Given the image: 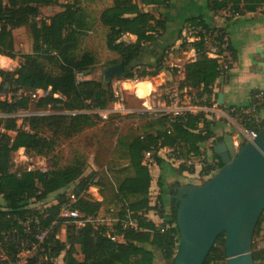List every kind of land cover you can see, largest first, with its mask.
Returning <instances> with one entry per match:
<instances>
[{"label": "trees", "instance_id": "16d2710c", "mask_svg": "<svg viewBox=\"0 0 264 264\" xmlns=\"http://www.w3.org/2000/svg\"><path fill=\"white\" fill-rule=\"evenodd\" d=\"M64 1L66 3H60L59 0H0V58L14 60L19 57L23 60L13 72L0 71V95L6 97L5 100L0 99V111L14 113L17 110L26 111L31 106L39 111L46 110L49 106L50 111L54 113L24 118L22 125L25 128L17 129L14 119L5 120L0 124L4 131L14 133L13 136L0 134V197L5 203L0 209V234L19 229L18 221L26 220L30 221V227L47 229L57 219L64 200L42 211L29 209L30 202H42L55 192L63 194L65 188L75 182L77 184L72 194L80 197L72 208L86 218L97 219L99 203L91 201L86 194L92 176L82 177L83 160L76 159L63 168L52 163L50 169L45 172L24 170L19 176L9 171L10 155L18 149L36 151L45 158L53 153L55 141L42 137L38 133L40 129L55 132L67 119L76 126L91 125V119H100L96 114L64 113L104 110L116 98L110 87L104 86L101 82L76 80L75 73H81L85 77L86 72L94 64V58L89 53H83L79 57L74 54L77 37L89 26L85 22L79 0ZM51 5L62 10L40 20L37 24L35 20L40 16V8ZM167 5L168 0H112L111 6L100 13L99 23L107 30L105 48L118 56L115 63L123 66L125 79L133 78L131 70L133 63L146 45L157 40L160 36L159 31L163 29L164 20L161 15L156 18L153 14L144 12L142 7H167ZM262 5L264 0H208L207 2V8L211 12L229 10L231 17L254 13ZM185 24L200 28L205 33L221 32L219 41L225 36L222 29L206 25L202 16L188 19ZM21 27H29L31 54L15 53L13 31ZM125 35L135 36L136 41L134 43L121 41ZM189 46L194 50L196 57L193 62L183 65L184 77L178 88L197 91V97L204 99L198 105L207 104L215 83L220 79H226L227 75L219 70L217 59L206 56L203 34L198 33L197 40ZM226 51L230 59L236 61V52L228 39ZM159 62L160 60L157 59L156 63ZM44 63L53 65L58 73H50ZM160 68L157 66V69H153L151 73L142 71L139 77H154ZM227 68L230 69V66L227 65ZM34 90H49V94L36 100L21 94L17 96L19 91ZM256 95L264 98V91H252L250 101ZM262 108L264 109V104ZM212 125L213 122L207 121L201 113L197 115L186 113L173 119L162 116L145 121L141 134L127 141L120 140L119 144L125 149L131 175L123 177L115 187L119 202L115 219L118 221L114 222L111 229L97 223L86 224L80 229L66 225L65 235L70 241L69 245L57 238L61 224L53 226L45 240V247L48 246L50 249L51 257L56 259L64 252L63 264H154V254L148 249L151 247L159 250L165 261L172 262L178 236L175 207L171 202L172 211L167 221L163 216L160 198L153 207L149 205L151 176L148 164L144 163V156L166 148L178 152L179 157L184 161L200 157L199 146L212 138L210 131ZM245 127L248 128V125ZM153 162L160 165L161 159L153 155ZM221 167L220 161H216L214 166L204 165L200 174L207 177ZM177 171L191 173L192 168L181 163ZM178 186L174 185L175 188ZM152 209L164 219L157 226L146 218V214ZM126 211L130 214V218L136 221V230L122 229L120 221L124 220ZM34 220L37 221L36 225L33 223ZM261 223H264V215L260 216L255 232ZM166 224L174 226L165 229ZM115 237H120L122 241ZM77 245L82 256L81 262L75 259L78 254L75 248ZM252 256L254 264H264V249L252 253ZM223 259L224 235L220 234L203 264ZM27 264H36V261L30 260Z\"/></svg>", "mask_w": 264, "mask_h": 264}, {"label": "rangeland", "instance_id": "374dc122", "mask_svg": "<svg viewBox=\"0 0 264 264\" xmlns=\"http://www.w3.org/2000/svg\"><path fill=\"white\" fill-rule=\"evenodd\" d=\"M106 1L108 2V0H79V5L89 20V28L85 29L77 37L74 54L79 57L83 53H89L94 58L93 66L89 68L86 72V76L82 77L81 80H94L101 82L104 86H109L116 97L114 102L122 107L127 113L119 112L116 115L110 116L105 121L101 119H91V125L76 126L75 123H72L69 119H67L62 124L61 128L55 132L40 129L38 133L42 137L55 141L53 153L45 158L37 154L36 151L18 149L10 155L9 171L19 176L24 170H27L28 167H43L47 171L50 169V165L52 163H55L59 168H63L72 164L76 159L83 160L84 173L82 177L85 178L89 175L92 176L90 187L87 189V195L91 201L99 203V211L96 217L98 219L97 224L104 225L111 229L114 225V219L117 216L119 208L115 187H117L118 182L123 177L131 175L125 149L119 144V141H127L141 134L145 121L158 118V116H155L154 114H146L143 117H139L135 113L142 110L158 109V105H161V101L166 99L167 93L172 88L178 87L181 83L179 79L181 75L178 73L179 67L189 63L191 60V62H193L195 59H191V57H189L188 45H183V52L180 50L174 51L173 58H168V54L164 52L159 55L157 58L160 60L159 64L155 62L154 65L149 66L147 63L149 61L146 60L144 61L146 64L141 65L138 64L137 60H135L133 63L134 66L131 69L134 75L132 79H125L124 76H119L105 80V69L109 66L115 65V61L118 58L115 53L110 52L105 48L104 40L107 31L106 28L96 23V16L98 15L99 10L106 5ZM59 2L64 3V0H59ZM60 9V7L54 5L43 7L40 17H38L35 21L39 24L40 20L52 15ZM259 9L261 11L258 12V14L264 16V5H262ZM221 17L228 20V22L231 21V17ZM182 38H184L183 34H181V41ZM13 42L15 53L17 55L31 54L32 45L29 27H21L14 30ZM179 59L183 61H179ZM219 61L223 62V64H227V60H225L224 57H220ZM22 63L23 60L16 57L13 60V64L10 66L11 68L0 67V71L13 72L17 70L19 65ZM44 66L50 73H58V70L53 65L44 63ZM157 66L161 68L156 76L143 78L139 77V74L142 71L151 73L153 69H157ZM137 83L149 84L150 88L146 95H136L135 85ZM18 93L23 95L24 91H19ZM187 97L190 98L192 104L201 103V99L197 97V91L195 90H185L183 98L186 99ZM119 106L116 105V107ZM33 110L34 108L31 106L26 111L31 112ZM14 121L17 129L22 127L25 128L22 123H20L18 118L14 119ZM235 122V125L241 126L238 121ZM230 130V135H234L233 130L235 129L233 126H231ZM7 135L13 136L14 133L10 132ZM239 140V145H241L242 139ZM145 161L147 163V159L144 156V163ZM214 174L215 173H212L211 175L205 177V179L199 180L198 185L203 184ZM76 184L77 182L68 185L63 191V194L55 192L48 195L42 202H30L28 206L29 209L32 211H42L47 207L55 205L58 201H65L68 194L75 192ZM156 187L158 186L155 182L152 183V186L150 185L149 198H155V195L152 193L156 192ZM178 187L175 188L174 185H172L164 188L167 193V197L165 199L166 208L163 212V216L167 221L170 219L172 211V205L169 197L176 192ZM98 196L101 200L98 199ZM1 199L2 198L0 197V202ZM149 201L150 203H155V199ZM2 208L3 206L1 204L0 209ZM262 215H264V211ZM66 227V225H60L57 238L59 241L69 245L70 241L66 239L65 235ZM255 233L256 234L255 236L253 235L252 239V253L264 249V223L259 225ZM115 239L119 241L121 240L120 237H115ZM176 239L177 243L174 248V255L176 254L178 248L179 236H177ZM76 247H78V245L75 246V248ZM56 261L57 260L55 259L54 264L57 263ZM159 262L160 264L171 263L165 261L162 257L159 259ZM210 264H225V258L221 261L212 262Z\"/></svg>", "mask_w": 264, "mask_h": 264}, {"label": "water", "instance_id": "95a60500", "mask_svg": "<svg viewBox=\"0 0 264 264\" xmlns=\"http://www.w3.org/2000/svg\"><path fill=\"white\" fill-rule=\"evenodd\" d=\"M249 59L264 73V49L256 47ZM119 76L121 64L104 71L105 80ZM213 151L222 167L203 184L180 186L171 196L179 242L170 264H203L220 234L225 264H254L252 239L264 211V125L252 142L235 147L227 135Z\"/></svg>", "mask_w": 264, "mask_h": 264}, {"label": "crops", "instance_id": "0c3cea01", "mask_svg": "<svg viewBox=\"0 0 264 264\" xmlns=\"http://www.w3.org/2000/svg\"><path fill=\"white\" fill-rule=\"evenodd\" d=\"M111 1L112 0H108V2L106 1V5L99 10L98 15L96 16V23L100 24L99 15L103 10L111 6ZM207 2L208 0H168L167 7H142L144 12L151 13L156 18L161 15L164 20V24L163 29L159 31L160 36L157 38V40L149 45H146L136 60L138 64L141 65L146 64L144 61L148 60L149 62L147 63L149 66H151L155 64L157 61L156 59L163 52L168 54V58H173L174 51L180 50L183 52L182 48L185 44H182L181 34L187 27L185 22L188 19L202 16V19L206 25L223 30L231 47L236 52V61H232L229 56L224 57L225 60H227V64L230 66V69H228L226 72L227 78L220 79L215 83L212 89L210 100L206 103L208 104L213 100L217 101V95L222 94V107L244 108L250 101V93L252 91H264V73L256 72L249 59V56L254 54V49L256 47L264 49V16L258 14V12L261 11L258 8L256 10L257 12L255 11L254 13L233 16L231 17V21L228 22V20H225L221 17L225 15L224 10L216 13L211 12L207 8ZM64 3L66 2L64 1ZM42 8L43 7L40 8V15ZM61 10L62 9L47 17H51ZM85 22L89 23L86 15ZM121 41L125 43H134L136 41V37L133 35H125L121 38ZM188 47V54L189 57H191L194 52L190 46ZM254 59L256 61L260 60L258 55H254ZM8 60L13 62L11 59ZM179 61L183 60L179 59ZM182 67L183 65H181L178 70V73L181 75L179 78L180 82L184 77ZM202 101H204L203 98L201 99V102ZM158 106V108L162 106V101L161 105ZM206 120L213 122V125L210 127L212 138L200 144V157L189 158L185 161L184 164L192 168L191 173L178 172L177 168L180 165H174L168 160H165L164 154L166 151L164 149H160L154 154L147 153L145 155L151 176L150 185L152 186V183L155 182V184L158 186L156 187V192L152 193L155 195V198H149V200L155 199V203H149L151 207H153L156 204L157 199L160 198L164 212L166 208L165 199L167 197V193L164 190L166 186L198 185L199 180L205 179V177L200 174L201 170L204 165L214 166L216 161H220L213 149L215 146L223 142L224 136H230L235 147L239 145L241 131L237 125H233L232 123L226 122L224 120L220 121L207 117ZM231 126H233L235 129L233 130L234 135H230ZM153 155H156L159 159H161L160 165H156L153 162ZM216 171L211 172V174L215 173ZM98 199H100L99 196ZM169 200L172 202L171 196L169 197ZM1 204L3 207L5 206V203L2 199L0 205ZM146 218L153 222L156 226L163 222V219L157 215L155 209L150 210L146 214ZM120 241H122V239ZM148 249L154 254V264H160L159 259L162 257L160 251L151 247H148ZM76 251L78 254L75 256V259L81 262L82 256L79 253V246L76 247ZM63 257L64 252L59 254V256L56 258V264H63Z\"/></svg>", "mask_w": 264, "mask_h": 264}, {"label": "built area", "instance_id": "2783aa9c", "mask_svg": "<svg viewBox=\"0 0 264 264\" xmlns=\"http://www.w3.org/2000/svg\"><path fill=\"white\" fill-rule=\"evenodd\" d=\"M224 16L231 17L229 10H224ZM198 33L204 35L205 41V54L206 56L212 57V59H217L219 63V70L221 73H226L228 68L227 64L219 61L220 57L229 56L226 51V35L223 36L222 40L219 41L218 37L222 35L221 32H207L205 33L200 28H194L187 26L183 31L182 43L185 45H190L192 42L197 40ZM188 34V35H185ZM224 34V33H223ZM194 52V50H193ZM196 54L191 56V59H195ZM208 57V58H210ZM230 57V56H229ZM192 61V60H191ZM189 61V62H191ZM83 75L81 73H75L76 80L80 81ZM49 90H34V91H24L23 96L29 97L31 100H36L41 97L48 96ZM185 94V89L180 90L178 87L172 88L166 96V99L162 101V106L154 110H142L136 112L137 116L143 117L146 114H154L158 117L166 116L168 119H173L177 116L189 113L192 115L203 114L207 118H214L215 120H224L230 122L233 125L238 121L241 126H238L241 131L242 144L247 142H252L257 132L264 125V109L262 105L264 104V98L260 95L254 96L253 100L249 101L248 105L244 108H235L227 107L224 108L221 105H218L216 100L209 102L208 104L198 105L192 104L189 97L186 99L183 98ZM20 93H17L19 96ZM32 96V97H31ZM37 96V97H36ZM56 97V96H55ZM1 100H5L6 97L1 94ZM9 102V99L7 98ZM119 106L116 102H113L108 108L104 110H87V111H72L65 112L64 114L76 115V114H96L101 120L105 121L110 116L116 115L119 112L127 113L122 107ZM49 114H54L50 111L48 106L46 110H33L31 112L17 110L14 113H5L0 111V124L5 120L16 119L18 118L20 123H22L24 118L31 116H46ZM248 125V128L245 127ZM9 134L3 130L0 126V134ZM166 152L164 154L165 160H168L174 165H180L185 163L183 159L179 157V153L171 149L163 148ZM27 159V158H26ZM30 170H39L45 172L46 170L43 167L35 168L28 167L27 171ZM87 194V191H86ZM80 197V196H79ZM74 194L70 193L67 195V198L62 203L57 219L47 228L40 229L38 226L30 227V221H18L19 229H12L7 233L0 234V264H27L30 260L36 261V264H43L47 262H53L55 259L50 255V249L48 246L45 247V240L53 226L57 224L61 225H72L76 229L84 227V225L89 223H97L98 219L86 218L78 211L72 208V205L79 198ZM117 219H114V222H117ZM33 223L36 225L37 221L34 220ZM122 229L132 228L136 230V221L130 218V214L126 211L124 220L120 221ZM173 227L171 224H166L165 229Z\"/></svg>", "mask_w": 264, "mask_h": 264}, {"label": "clouds", "instance_id": "9594fccd", "mask_svg": "<svg viewBox=\"0 0 264 264\" xmlns=\"http://www.w3.org/2000/svg\"><path fill=\"white\" fill-rule=\"evenodd\" d=\"M149 84L148 83H137L135 85V89H136V95L137 96H144L148 93L149 91Z\"/></svg>", "mask_w": 264, "mask_h": 264}, {"label": "bare ground", "instance_id": "6f19581e", "mask_svg": "<svg viewBox=\"0 0 264 264\" xmlns=\"http://www.w3.org/2000/svg\"><path fill=\"white\" fill-rule=\"evenodd\" d=\"M12 64H13V62H10L8 59L0 58V67L1 68H9Z\"/></svg>", "mask_w": 264, "mask_h": 264}]
</instances>
